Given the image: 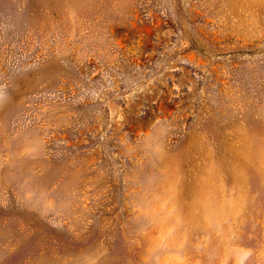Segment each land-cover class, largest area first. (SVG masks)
I'll return each mask as SVG.
<instances>
[{"label": "rangeland", "instance_id": "374dc122", "mask_svg": "<svg viewBox=\"0 0 264 264\" xmlns=\"http://www.w3.org/2000/svg\"><path fill=\"white\" fill-rule=\"evenodd\" d=\"M0 264H264V0H0Z\"/></svg>", "mask_w": 264, "mask_h": 264}]
</instances>
